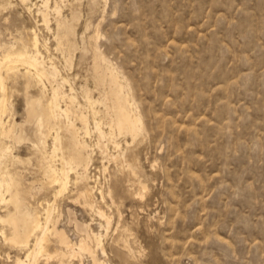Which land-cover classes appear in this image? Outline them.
Listing matches in <instances>:
<instances>
[{
	"label": "rangeland",
	"instance_id": "obj_1",
	"mask_svg": "<svg viewBox=\"0 0 264 264\" xmlns=\"http://www.w3.org/2000/svg\"><path fill=\"white\" fill-rule=\"evenodd\" d=\"M43 2L0 0V55L31 48L28 32L36 29L40 61L47 72H58L52 84L45 80V88L23 66L2 72L9 103L5 120L21 139L0 130V175L19 176L25 214L45 222L46 203L57 189L49 183L50 167L61 168L59 158L75 152L68 123L44 121L59 89L61 97H74V105L61 102L72 107L71 121L88 145V200L102 207L110 226L78 199L72 174L54 200L52 228L63 230L73 244L90 230L101 232L105 254L93 243L90 248L108 264H264V0H49L48 28L38 16ZM111 69L129 85L143 120L136 142L129 135L109 136ZM85 93L96 101L95 112H89ZM79 109L88 110L87 131ZM57 132L65 144L53 158ZM115 144L133 164L112 160L121 153ZM6 149L10 153L2 157ZM134 182L147 187L145 196L131 195ZM9 208L0 202V217ZM8 231L0 222V264L26 257L5 242L2 232ZM47 250L66 253L52 235ZM64 262L93 264L92 254L70 252ZM58 263L45 256L36 262Z\"/></svg>",
	"mask_w": 264,
	"mask_h": 264
},
{
	"label": "bare ground",
	"instance_id": "obj_2",
	"mask_svg": "<svg viewBox=\"0 0 264 264\" xmlns=\"http://www.w3.org/2000/svg\"><path fill=\"white\" fill-rule=\"evenodd\" d=\"M49 3H50L49 0L47 1L45 0V2H43L42 4L43 5L42 8H44L45 11L44 12L40 11L42 13H40L39 15L37 14L38 16L42 17L43 25H45L46 28L49 27V24H48L49 22L48 13L50 12ZM55 11L57 12V14L60 13L57 10V8L55 9ZM57 23H58L59 28L64 25L60 20H58ZM28 34L31 37V43H30L31 48L28 49L27 45H25L20 50L4 49V52L1 53L0 55V94H1V97H0V130L2 129V133L5 137L12 138L17 141H19L21 137L14 132L15 125L11 124L9 121L6 122L5 120L6 118L5 115L8 113L7 111L9 109V103H8L7 96H6V89H7L6 80L2 72L6 70L8 72L16 73L17 71H19V66H23L27 70L25 74L27 76L33 77L35 81L38 83V85L39 86L43 85L44 88L46 87L45 80H47L48 83L52 84L55 78L58 76L57 75L58 72L55 68H51L50 71L47 72L44 67V62L40 61L42 42L38 36L36 29H31L30 32H28ZM63 36L65 37V35ZM96 67L97 69L99 68L98 65ZM108 79L112 86L110 90H111V94L114 99V102H113L114 119L112 120V123L109 126V129H110L109 136H111L112 139H114L116 137V134H118L119 136L129 135L132 137L133 142H136L142 135L144 124H143V120L141 116L137 112L136 104L132 96V93L130 91L129 85L125 83V81H122L123 80L122 76L118 72H116V70L114 69L110 70ZM65 82L66 80L63 79V84ZM70 91L73 92V89H71ZM61 99H64V100L67 99L70 101L72 105H74L73 96L62 94V97H61V93L59 92V89H54L53 95L49 99V102L47 103V106L44 110V116H43L45 118L44 121H46L45 123H47L48 125H51L52 123H54L55 126L60 125L59 122L61 121L67 122L68 125L65 126L67 128L66 131L71 134L70 135L71 143L73 145V150L75 152L70 154L67 157L62 155L59 158V161L61 162V168L54 169L52 168V166L50 167L49 183L55 184L57 189L55 190L53 194V198H54L53 202L46 203L44 223L40 221L38 216L30 217L27 214H25V212L22 210L23 207L21 203L19 202V199H20L19 196H20V191H21V183H20L21 181L17 173L13 174L11 171H7L0 175V202H5V204L7 203L11 207L9 208L11 210L8 209L7 215L5 217H0V222L6 223L9 227V231H8L9 234L7 235L5 232H2V235H3L2 237L6 243H9L12 246L16 247L19 251H22V252L24 251L23 253H25L26 255L25 259L17 257L14 261V264H36L40 256H45L46 259H52V260L57 259V261H59L60 264H64L65 263L64 258L70 252L72 254L75 253L76 255L78 253L80 255V253L82 252H87V253L92 254L93 264H108V262L105 261V259L104 260L98 259L96 255L93 254V251H91V248H90V243H93L97 250H100L102 254H105V249L103 245L104 234H102L101 232L96 233L93 230H90V232H88L87 234L83 236L80 235L81 236L80 240L76 244H73L72 241L69 240V238L67 237L66 233L63 230H58L57 227L55 226H53L52 228V226L50 225L52 221L54 207L56 208L54 204V200L58 196H62V193L67 188L68 183L73 180L71 178L73 174L74 181L72 183L76 186V188H79V190L77 189L78 199L83 200L85 205L89 207L91 210H95L99 218L102 219L103 222H105L107 229L110 226V218L109 216H107L106 212L103 209H101L102 207L101 208L96 207V205L93 204V202L88 200L89 199L88 196L92 195L93 193V188L90 187L89 185V167H90L91 159L88 156L84 160V152H86L85 150H87L88 145L86 144L85 141H83L80 138L79 130L75 127L74 123L71 121L70 115L72 113V107L67 106V105L63 106ZM84 99L90 105L89 112H95L96 101H94L93 98H91L88 95V93L84 94ZM34 102H35V99L33 103ZM79 110L82 113L77 115V118H79V120L83 123L87 131L88 126H89V120H88L89 117L83 112H88V110H82V109H79ZM94 126H95V130L99 132L100 137L104 138V134L101 132V128H100L101 123L97 121L95 116H94ZM58 127L57 129L59 130ZM53 131L55 132V130ZM59 133L57 132L56 136L53 138L52 148H51V150H53V154L56 153L58 150H61V148H63L65 144L64 138H62V136ZM86 134H89V132H86ZM97 145L99 146L100 143H98ZM115 145L117 149L120 151L119 145L118 144H115ZM2 153H3L2 157H7L10 152L8 151V149H6ZM102 153L104 154V152ZM55 157L56 156L54 154L53 158ZM112 160H115L116 162L118 161L121 162L123 167H125L126 163H129V162H130L129 164H133L132 163L133 159H132V162L129 160L128 162L126 158V154L123 153V151L120 154H118L117 157H114ZM125 169L127 170V168ZM81 170L82 172H80ZM126 170L123 171L122 169L121 171L125 172ZM128 177L130 176L128 175ZM82 184L83 185L85 184V186H83ZM133 184L129 186V191L132 196L137 198V197H142L146 195L147 187L145 185H143L142 183H138V182L135 183L134 185ZM108 190L110 193L109 196H112L113 194L112 190L111 189H108ZM100 194H101V198L104 199L105 195L102 190L100 191ZM6 196H9V200H7ZM111 202H113V204H116L115 200L113 201L111 200ZM50 235H52L55 239H57L58 242H60V244L65 248L66 253L68 252L69 253L66 254L64 251H61V252L56 251L53 253L49 252L47 250V243H48ZM125 249H126V253L129 256H132L134 254L131 245L127 244Z\"/></svg>",
	"mask_w": 264,
	"mask_h": 264
},
{
	"label": "crops",
	"instance_id": "obj_3",
	"mask_svg": "<svg viewBox=\"0 0 264 264\" xmlns=\"http://www.w3.org/2000/svg\"><path fill=\"white\" fill-rule=\"evenodd\" d=\"M42 135V134H41Z\"/></svg>",
	"mask_w": 264,
	"mask_h": 264
}]
</instances>
